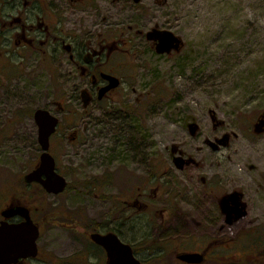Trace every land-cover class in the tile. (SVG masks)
Wrapping results in <instances>:
<instances>
[{
  "label": "rangeland",
  "instance_id": "1",
  "mask_svg": "<svg viewBox=\"0 0 264 264\" xmlns=\"http://www.w3.org/2000/svg\"><path fill=\"white\" fill-rule=\"evenodd\" d=\"M124 4L104 8L111 12L106 20L89 10L91 21L84 12L59 7L65 11L58 20L67 43L98 49L105 32L117 26L124 34L121 54L108 60L120 86L100 105L93 96L85 111L80 92L87 79L79 77L62 47L26 50L7 33L6 47L0 45V210L13 196L25 199L16 195L21 188L30 195L22 178L40 155L32 115L46 108L60 120L50 151L67 185L32 206L33 219L42 225V251H67L72 244L73 231L52 222L57 214L65 223L69 216H80L82 224L105 221L110 197L129 194L152 210L122 221L121 234L132 243L181 240L195 248L211 239L246 244L245 236L264 234L263 159L248 153L235 164L248 173L246 184L225 168L206 167L207 155L216 164L228 159L236 137L257 149L264 141V128L254 127L264 113V0ZM154 26L179 36L180 50L156 53L144 36ZM214 178L227 191L238 189L247 206V215L235 224L224 222L212 196L224 192ZM33 264L49 262L39 256Z\"/></svg>",
  "mask_w": 264,
  "mask_h": 264
},
{
  "label": "flooded vegetation",
  "instance_id": "2",
  "mask_svg": "<svg viewBox=\"0 0 264 264\" xmlns=\"http://www.w3.org/2000/svg\"><path fill=\"white\" fill-rule=\"evenodd\" d=\"M141 1L142 0L139 2H134V0H0V45L6 47L4 40L7 39V33H9L10 39L14 40L17 46L21 47V45H23L26 47V50L33 48L41 50L43 49V47H41L42 44L46 46V49L49 47L53 49L55 44L56 48L62 47L68 56L69 63L75 68L79 77L87 79V88L83 87V89L88 90L90 102L86 107L82 105L85 111L92 104L94 100L93 96H95L97 104L100 105L110 93H113L120 86L121 79L114 74V69L112 67L109 68L108 60L109 57L116 55V53L121 54L120 51L123 50L122 46L125 44V42H123L124 34L117 26L115 30L105 32L99 39L101 46L98 49L87 47L86 45L82 46L70 42L67 43L65 42L64 34L59 29L60 23L58 20V16L61 17V14H65V11L60 12L62 9L59 7L72 8L75 10L74 14H78L79 11L84 12L86 16L85 14H83V16L86 21L88 19L90 20V15H87L89 10L96 9L99 11V13L96 14L100 16V20H106L110 17L111 12L108 13L104 8L114 7L119 3L123 5L127 3L131 7H139ZM63 2L66 3V6L62 5ZM83 16H81L80 19H84ZM154 27L162 29L158 26ZM146 33L147 31L144 35L145 38ZM36 40H38V44L35 43ZM146 40L151 43L155 50L156 42L150 41L147 38ZM109 41L111 42L103 44ZM15 44H11V46ZM103 57L105 58L104 61H102ZM108 68L111 70H108ZM102 73L117 77L120 83L118 87L110 90L101 99H98L97 94L99 89L108 83V81L102 77ZM89 88H91L93 94L90 92L91 90H89ZM254 127L255 129L264 128V113L260 115ZM56 134L57 132L55 131L50 137V148L51 139L54 138ZM214 148L216 149L218 146L214 145ZM37 166L38 165L33 167L31 171ZM224 172L228 174V170ZM155 174H157V172L153 164V175ZM234 179L238 183H244L236 178ZM212 180H217L220 185L223 186L224 192L221 196H212L216 197L215 199H218L220 203V210L225 216L224 222L228 225L237 223L244 218L248 212L245 202L242 201L241 193L238 189H233L231 191L225 190V185L222 183L223 180L216 178ZM25 186L31 188L29 199H31V197H33L32 200L36 199L37 194L36 192L33 193V191L40 187L39 184L31 182L25 184ZM17 189H19L18 186ZM16 195H21V192L18 190ZM110 201L113 206L108 213L110 217L108 218L109 220H99L100 222L89 220L82 224L80 216L76 219L71 216H66L67 220H70L69 223L60 222L55 219L61 217L60 214L52 218L53 223H57L62 228L68 229L69 232L73 231V234H75L74 237L70 238L72 244L67 251L61 248L58 252H44L38 246L36 257L21 258L13 264H33L34 261H38L39 256L40 260L46 261L47 263L49 262V264H110L107 250L92 239L91 236L93 234H115L122 243L130 246L133 256L140 264H264V234L261 233L260 235L259 232L253 233V239L251 237L252 234L245 236L243 239L246 241V244H242L240 239L238 243H233L229 240L222 243L211 239L207 240L205 244L199 247L189 248L184 246L181 240L162 241L148 240L145 238L136 243H132L126 240L124 235L121 234L122 221L125 219L130 221L135 215L141 212L147 215L152 214V210L149 208L147 209L146 207L148 205L145 203L142 204L138 196L130 194L123 198L117 196L114 198V196H111ZM17 206L26 207L29 210L32 221L39 227L40 234L42 225L41 222L37 223L35 219H33L32 205L23 204L21 199L17 196H13L11 201L6 203L0 210V222L7 221L9 223H19L23 221L24 218L20 215H12L9 218H4L2 216L3 211ZM51 212L55 211L51 210ZM171 213H168V215L170 216ZM154 237L156 236H153V239L157 238ZM220 249L225 250L226 253L219 252ZM42 253L43 255H40ZM186 254H200L202 258L198 262H187L181 258V256H185Z\"/></svg>",
  "mask_w": 264,
  "mask_h": 264
},
{
  "label": "water",
  "instance_id": "3",
  "mask_svg": "<svg viewBox=\"0 0 264 264\" xmlns=\"http://www.w3.org/2000/svg\"><path fill=\"white\" fill-rule=\"evenodd\" d=\"M139 1L134 0V2ZM146 38L156 42L155 50L158 54H168L171 51H178L182 47V39L168 29L154 27L147 31ZM102 77L108 83L99 89L98 99L118 87L120 83L119 79L113 75L102 73ZM80 97L83 106L86 107L90 102L88 90H81ZM33 120L37 126V142L41 153L38 166L24 175V181L40 184L49 194L62 193L67 181L57 172L55 159L49 151L50 137L56 131L59 118L48 109L37 108L33 111ZM12 215H20L24 220L19 223L0 222V264H13L21 258L36 257L38 253L39 228L32 221L29 210L26 207L17 206L2 212L4 218H9ZM91 237L107 250L110 264H140L133 256L130 246L122 243L115 234H93ZM181 258L187 262H198L202 256L186 254Z\"/></svg>",
  "mask_w": 264,
  "mask_h": 264
},
{
  "label": "bare ground",
  "instance_id": "4",
  "mask_svg": "<svg viewBox=\"0 0 264 264\" xmlns=\"http://www.w3.org/2000/svg\"><path fill=\"white\" fill-rule=\"evenodd\" d=\"M257 146L259 147V149L253 146H248L246 143L242 141L241 138L236 137V141L234 143V146H232V150L230 152L231 153L230 157L228 159H224L219 164H216L218 162L216 158L212 157L211 155H207L206 167H210L214 165L225 168L226 170L229 171L231 176L238 179L240 182L243 181L245 183L246 179H248V173L242 167H235V164L241 163L243 161V157L248 153H252L253 157H258L260 159L262 158L264 161V141H261ZM255 152H259V153H255ZM191 160L192 163H194V160L193 159ZM263 161L261 160V162Z\"/></svg>",
  "mask_w": 264,
  "mask_h": 264
},
{
  "label": "trees",
  "instance_id": "5",
  "mask_svg": "<svg viewBox=\"0 0 264 264\" xmlns=\"http://www.w3.org/2000/svg\"><path fill=\"white\" fill-rule=\"evenodd\" d=\"M64 108V107H63ZM20 185V184H19ZM99 184L97 183V184H95V187H97ZM22 187H24L23 188V190H26L27 188H26V186H25V184L22 182ZM19 188H20V186H19ZM29 190V189H28ZM19 192H21V195H23L24 196V200H21V202L23 203V204H26V205H32L33 206V204L34 203H36L37 201H39L40 200V197L42 196H45L46 195V192L41 188V187H38L35 191H33V193H35L36 192V194H37V196H36V199H34V200H32L33 199V197H31V199H29V195L27 196L26 194H22L23 193V191H22V188L20 189V191ZM39 195V196H38ZM33 196H34V194H33ZM39 197V198H38ZM36 201V202H35Z\"/></svg>",
  "mask_w": 264,
  "mask_h": 264
}]
</instances>
